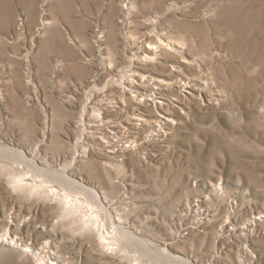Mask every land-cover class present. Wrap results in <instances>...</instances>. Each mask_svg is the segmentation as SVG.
<instances>
[{"label":"rangeland","instance_id":"374dc122","mask_svg":"<svg viewBox=\"0 0 264 264\" xmlns=\"http://www.w3.org/2000/svg\"><path fill=\"white\" fill-rule=\"evenodd\" d=\"M150 42L159 45L153 55ZM143 73L163 80L158 99L174 118L167 137L145 141L156 119H130L141 111L134 94ZM185 80L206 82L208 93L191 97ZM106 97L115 119L107 137L95 126L83 142L85 104ZM255 105H264V0H0V146L36 154L44 168L74 169L126 231L159 253L193 264H264V223L243 227L264 212V135L232 130L223 113L239 108L250 121ZM217 116L233 139L251 140L249 151L205 133L199 147L190 142L194 123ZM108 141L122 151L119 161L78 156L81 145ZM198 198L203 224L195 223ZM95 211L83 191L0 151V235L30 246L0 240V264H43L35 255L42 248L57 264H169L126 240L102 239V220L85 224Z\"/></svg>","mask_w":264,"mask_h":264},{"label":"bare ground","instance_id":"6f19581e","mask_svg":"<svg viewBox=\"0 0 264 264\" xmlns=\"http://www.w3.org/2000/svg\"><path fill=\"white\" fill-rule=\"evenodd\" d=\"M45 23H49V21L47 20V21H45ZM150 43L153 47H152V49H150L151 46L149 45L148 49H150V50H148V52L150 54L152 53V55H153L154 54L153 49L158 48L159 45H154L152 42H150ZM140 80L141 81L138 82V87H140V88L137 89L135 91V94H134V99H135L134 107L136 109L134 111V113H137V110H141V111L136 116H134L130 119L132 121H134L136 123V125L146 123L149 126H150L151 120L153 118L156 119L155 120L157 122L156 126H154L148 132V134L143 137L145 139V141L155 139L156 136H159L156 139H160L162 137H167L168 131L164 130V124L170 122L171 120L173 121L174 118H172V117H170V119L166 118L167 117L166 114L163 113V112H166V110H167L166 106L164 105L165 102L163 100L158 99V94L161 93V87L163 85V80L161 78L154 76V75H146L144 73L141 74ZM205 80H206V82H208L207 78ZM206 82H205V86L196 85L195 83H192L190 80H185L184 82H181V83H183L184 87L190 88V89H188L187 92L190 93L191 97L195 98L197 96L203 97L204 92L208 93V86H206ZM91 102H93L94 104L90 105ZM121 102H122V104H120L118 106L121 108V110H123V108H125V103L123 102V100ZM96 103L97 102L90 101L89 103L87 102L84 106V113L82 114L83 120L85 121L87 115H89V117H91V119L88 120V123L87 122L85 123L86 128L83 129V131H82V137L84 138L82 140L83 142L85 141V136L89 137L90 134H94L96 132V131L94 132V131L90 130V128H93L95 126H98V129L102 130V133H103L102 137L106 138L107 132H105V131L108 128L107 125L109 123H111L112 121L113 122L115 121L114 118H109L111 107L113 106V104L111 103L110 100H108L107 97H106V101L103 102L102 106H98L99 104L97 105ZM150 104H153V106L155 107L154 111H151L149 109V108H151ZM97 108H100V112H96L97 116L95 117V119H92L93 117L91 115V111L95 110ZM112 110H114V109H112ZM134 128L140 129L141 126L140 125L135 126ZM77 142L79 143L81 141L77 140ZM108 142H109V144L104 146V147H101V146L97 147V145H93L92 143L87 142L86 145H81L80 149L78 150V156L81 158V160L83 162H87L89 160V158L91 159L92 157H95V155L97 153H101L105 158L110 159V165H111L114 161H119L121 159L120 156L122 154V151L119 152V149L113 148V146H112L113 142L112 141H108ZM136 145H137V148H139V149H145L142 147V145H140V146H139V144H136ZM96 147H97V149H96ZM110 147H112V148H110ZM0 151L7 153L10 157L14 158L15 160L26 163L28 166L33 168V170L35 172L45 176L50 181L57 180V181H60L65 188H68V189L76 188V189L81 190V192L83 191L84 193H86L97 204V206L99 207V211H95L94 212L95 214L92 215L90 220L86 221L85 224L89 225L90 227H92V229H94L97 227V226H95L96 223L102 220L101 221L102 222V224H101L102 239H104V240H107V239L112 240L113 239V241H114V239H116V240H119V242H118L119 244H121L120 242L122 240H126L128 243H133L135 245V247L138 246L139 248H142V247L145 248L147 252H152L153 254L158 253L155 256H158L161 260L168 261L169 264H193V263H191V261L188 258L183 257L181 255L166 253V251L159 253L158 251L153 250L147 243L139 240L138 238H136L135 236L130 234V232L126 231L123 228V226L120 224L122 221L119 218H115L113 216V214L110 210L112 207L109 208V206H107L105 204V203H107V201L103 200V196L100 194L99 190L93 184L88 183L81 176H79L78 178L75 177V176H77L73 172L75 170L74 169L71 170V168H69V166L66 165L65 168H63V170H61V171L60 170L59 171L53 170V169L48 168V167L44 168L38 164V162L40 161V158L36 154L35 155L33 154L31 157H29L27 155L26 151L21 150V149H16L15 147L13 148V146L12 147L0 146ZM117 153H119V154H117ZM96 156H98V154ZM70 174L73 176H71ZM19 184L21 186H25L27 183L25 182L24 179L20 178ZM201 201H202V199L198 198L197 200H195V204H194V206L197 210V214H198L197 220L195 221L196 224H203L205 222V220H204L205 219V216H204L205 215V206L203 205V203ZM101 216H102V219H100ZM261 223H264V212H258L257 214H254L253 216H251V218L248 219V221H247V225H244L243 227L248 229L249 225L254 227L256 225H260ZM234 228H235V226L232 227V229H234ZM188 230H189V227H188ZM223 232H224V229H223ZM222 235L223 234H221V236ZM4 239L11 245H17V244L19 245L21 243V245L24 246L25 248L30 247L27 243L24 242L25 240L23 241L22 239L18 238L17 236L13 237L9 233H5V234L0 235V240L3 241ZM19 240H22V242H20ZM110 242H112V241H110ZM123 244H121V245L123 246ZM129 247L132 248L131 246H129ZM135 247L132 249H135ZM244 247L246 249H248V245H245ZM130 248H128V249H130ZM31 250H32V248H31ZM137 250H140V249L137 248ZM49 251H50L49 249L46 250V248H42L41 250H39L35 254L37 256L36 259L41 260L43 264H57V263H54V261L52 260L51 254H47V252H49ZM112 253H113V251H111V254Z\"/></svg>","mask_w":264,"mask_h":264},{"label":"clouds","instance_id":"9594fccd","mask_svg":"<svg viewBox=\"0 0 264 264\" xmlns=\"http://www.w3.org/2000/svg\"><path fill=\"white\" fill-rule=\"evenodd\" d=\"M253 116L250 121H246L243 112L239 108H226L223 113L225 114L227 120L232 126V130L239 131L244 127H251L254 129L255 133L264 135V105H255L253 108ZM217 126L220 131L217 130ZM195 130L191 133L190 142L199 147L201 133L213 136L215 139L217 136L224 141L226 148L236 147L243 151H249V145L251 144L250 139H245L242 137H236L233 139L232 130L229 131L221 126L218 120V116L214 121H209L208 124H198L194 123Z\"/></svg>","mask_w":264,"mask_h":264}]
</instances>
